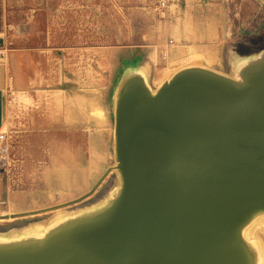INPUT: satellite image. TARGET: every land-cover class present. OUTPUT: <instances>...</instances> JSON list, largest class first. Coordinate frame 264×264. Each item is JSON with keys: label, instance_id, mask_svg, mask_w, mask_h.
<instances>
[{"label": "rangeland", "instance_id": "obj_1", "mask_svg": "<svg viewBox=\"0 0 264 264\" xmlns=\"http://www.w3.org/2000/svg\"><path fill=\"white\" fill-rule=\"evenodd\" d=\"M189 46L207 53L214 73L239 77L241 62L264 51V0H0V64L14 83L0 130V238L43 233L109 205L121 186L112 168L123 76L143 69L155 90L209 62ZM109 170L94 193L66 204ZM259 224L243 238L264 251Z\"/></svg>", "mask_w": 264, "mask_h": 264}, {"label": "water", "instance_id": "obj_2", "mask_svg": "<svg viewBox=\"0 0 264 264\" xmlns=\"http://www.w3.org/2000/svg\"><path fill=\"white\" fill-rule=\"evenodd\" d=\"M114 117L119 200L45 245L0 248V264H246L238 233L264 212V63L244 82L185 70L155 95L129 79Z\"/></svg>", "mask_w": 264, "mask_h": 264}, {"label": "bare ground", "instance_id": "obj_3", "mask_svg": "<svg viewBox=\"0 0 264 264\" xmlns=\"http://www.w3.org/2000/svg\"><path fill=\"white\" fill-rule=\"evenodd\" d=\"M264 63V51L258 56L254 57L253 59H250L248 61H243L240 64V70L238 72L239 77L231 78L232 80L238 81V82H244L247 75L250 73L252 69L255 67H258ZM190 69H198L203 71H212L213 69L205 64H189L186 67L176 71L173 75H171L167 80H164L161 82L155 90H153L149 84V77L147 76V73L144 72L142 69L141 71H132L127 72L124 76L122 81L120 82L117 93H116V102H115V108L119 99L120 91L123 87V85L128 81L129 79L136 78L139 81H141L144 86L150 91L152 95H155L157 91L167 82L172 80L177 74H179L182 71L190 70ZM114 160L115 164L114 167H117L118 162L116 159V156L114 154ZM118 173L120 180H121V186L119 189V192L116 194V196L112 199V201L109 203V205L97 212L89 213L86 215H82L78 218L72 219V220H59L49 226L43 233H35L36 235L26 236L24 238H14L9 240H4L0 238V248L2 249H23V248H30V247H36L45 245L47 242H49L51 239L56 237L57 235L67 231L68 229H71L72 227H76L77 225H80L84 223L85 221L95 219L98 217L103 216L107 211L110 210V208L119 200L121 192H122V186H123V179L121 176V173L119 169H114ZM260 221H264V212H260L256 214L254 217H252L239 231L238 238L239 242L242 245V248L244 250L245 258H246V264H264V251L263 248L257 250L253 249L252 245L244 241L243 234L247 231H250L253 228L258 227L260 224ZM4 240V241H3ZM258 246L261 245L260 242L257 244ZM262 247V245H261ZM259 248V247H258Z\"/></svg>", "mask_w": 264, "mask_h": 264}, {"label": "crops", "instance_id": "obj_4", "mask_svg": "<svg viewBox=\"0 0 264 264\" xmlns=\"http://www.w3.org/2000/svg\"><path fill=\"white\" fill-rule=\"evenodd\" d=\"M188 54H202L209 62L205 61L204 59L198 60L201 64L208 65L213 69V64L211 61V58L202 50H197L195 46H189L188 48ZM195 52V53H194ZM12 84V88L14 87L13 81H10L9 78H6V72L5 68L0 64V130L5 125V114H6V99H5V93L7 88L9 87V84Z\"/></svg>", "mask_w": 264, "mask_h": 264}, {"label": "built area", "instance_id": "obj_5", "mask_svg": "<svg viewBox=\"0 0 264 264\" xmlns=\"http://www.w3.org/2000/svg\"><path fill=\"white\" fill-rule=\"evenodd\" d=\"M5 136L4 134L0 133V157L4 154H7V148L4 145Z\"/></svg>", "mask_w": 264, "mask_h": 264}]
</instances>
